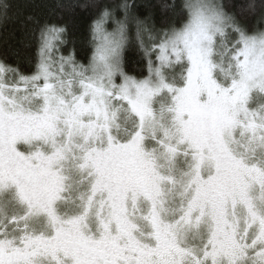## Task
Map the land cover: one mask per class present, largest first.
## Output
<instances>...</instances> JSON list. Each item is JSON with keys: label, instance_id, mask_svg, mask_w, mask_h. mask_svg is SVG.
I'll return each mask as SVG.
<instances>
[{"label": "snow or ice", "instance_id": "snow-or-ice-1", "mask_svg": "<svg viewBox=\"0 0 264 264\" xmlns=\"http://www.w3.org/2000/svg\"><path fill=\"white\" fill-rule=\"evenodd\" d=\"M162 7L103 6L83 57L53 23L29 71L0 58V264H264V30Z\"/></svg>", "mask_w": 264, "mask_h": 264}, {"label": "trees", "instance_id": "trees-1", "mask_svg": "<svg viewBox=\"0 0 264 264\" xmlns=\"http://www.w3.org/2000/svg\"><path fill=\"white\" fill-rule=\"evenodd\" d=\"M4 0H0L3 3ZM12 7L7 20H0V58L7 57L13 65H19L26 72L33 68L35 39L40 26L44 24L63 25L81 57L89 50L90 25L103 6L118 5L123 0H9ZM135 5V14L144 18L151 16V23L157 28L172 19L164 4H182L183 0H127ZM231 6L242 23L255 31L261 14L252 13L245 7L249 0H220ZM70 44L69 47H72ZM90 55V51H88ZM126 71L129 75L147 74L146 63H141L136 52L126 53Z\"/></svg>", "mask_w": 264, "mask_h": 264}, {"label": "rangeland", "instance_id": "rangeland-1", "mask_svg": "<svg viewBox=\"0 0 264 264\" xmlns=\"http://www.w3.org/2000/svg\"><path fill=\"white\" fill-rule=\"evenodd\" d=\"M256 30H264V19L260 18L259 25Z\"/></svg>", "mask_w": 264, "mask_h": 264}]
</instances>
